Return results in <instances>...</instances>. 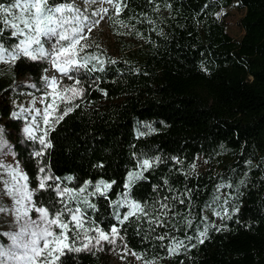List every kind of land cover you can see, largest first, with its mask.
<instances>
[{
    "label": "trees",
    "instance_id": "obj_1",
    "mask_svg": "<svg viewBox=\"0 0 264 264\" xmlns=\"http://www.w3.org/2000/svg\"><path fill=\"white\" fill-rule=\"evenodd\" d=\"M234 1L244 7L243 31L237 38L217 17L221 7ZM126 4L118 17L114 10L107 13L111 31L122 39L121 50L114 56L97 43L84 49L83 56L99 57L102 63L89 60L87 67L76 70L81 96L72 111L48 129L51 146L37 157L31 140L8 132L30 187H37L41 166L69 188L78 189L87 180L115 181L104 195L83 194L71 204L82 207L93 225L105 230L117 225L135 252L164 264H264V0ZM7 33L3 39L14 43ZM45 67L27 58L0 67L1 114L10 116L13 103L24 95L23 90L14 91L18 76L28 74L41 83ZM9 120L19 128L18 118ZM199 155L221 168L196 170ZM156 157L159 162L144 178L125 189L127 173L136 170L138 158ZM68 176L73 180L65 179ZM125 193L141 202L150 216L119 224L116 214L126 213L127 206L116 202H122ZM34 196L46 206L57 205L53 191L40 190ZM215 196L221 197L219 203L231 219L214 215L219 210L215 205L205 207ZM164 197L179 216L165 210L168 217L162 219L168 224L159 227L149 218L159 215ZM172 197L185 199V204ZM225 199L229 203L224 204ZM204 216L211 227L203 244L185 240L186 248L169 255L168 241L156 239L165 232L180 239L185 232L196 237V226L204 229ZM187 219L193 220L192 228ZM62 264L106 260L100 252L82 251L63 256Z\"/></svg>",
    "mask_w": 264,
    "mask_h": 264
},
{
    "label": "snow or ice",
    "instance_id": "obj_2",
    "mask_svg": "<svg viewBox=\"0 0 264 264\" xmlns=\"http://www.w3.org/2000/svg\"><path fill=\"white\" fill-rule=\"evenodd\" d=\"M88 2V0H85ZM91 3H106L109 7H101L99 11H94L91 15H85L86 9H82L77 0H7L6 3H0V62L15 63L21 58H27L31 61H40L49 59L52 66L62 75H68L71 69H79L87 67L89 60H95L102 63L99 57H85L82 55L84 49L88 47L81 42L87 39L83 34L85 30L91 32L92 28L99 23V20H92L91 16H99L101 13H109L114 10L118 17L127 6L126 0H90ZM103 19V16L100 17ZM123 24V21H120ZM10 31L11 38L14 43L8 44L3 36ZM48 41H54V45L47 47ZM47 71V70H46ZM72 79L71 76H68ZM44 82L48 87L53 89L50 95L53 96V103L47 104L39 115L43 116L45 125L59 123L68 112L72 111V107L60 109L56 104L58 98L61 103L71 105V101L81 95V91L76 85L79 80L75 81V85L70 88H64L63 93L56 90L57 78L55 76H45ZM26 111V109H24ZM51 110V111H50ZM62 112V114H60ZM54 113L56 114L54 116ZM15 116L16 113H13ZM52 118V119H50ZM30 137L32 136L31 126L23 129ZM47 135V132L44 134ZM41 145L44 148L50 147L43 136L39 137ZM11 145L6 138L4 129L0 127V197H7L12 201L11 205H4L0 200V213L13 217L14 227L8 233H0V236H7L11 241V247L4 246L0 243V264H62V257L70 253H80L82 251H91L93 248H101L102 242L116 245L117 241H123L121 229L117 225H111L109 230L102 229L99 225L86 227L88 223L87 215L83 208L77 205L71 206V202L75 201L83 194L95 195L104 193L112 187L115 181L107 182L99 180L93 182L91 180L84 181L83 185L78 189L61 186L57 181L59 177L48 174L49 170L41 166L38 169L37 187H30L29 177L20 168L19 162L6 163L3 156L8 154ZM42 151L35 152V156L39 157ZM160 158H138L136 170L129 171L124 183L125 189H131L136 181L143 179L144 172L159 162ZM65 179L73 180L68 176ZM167 183V182H165ZM244 181H241L243 184ZM224 187L218 185L217 188ZM232 187V185H227ZM89 188L92 191L89 193ZM48 190L53 191L56 204L61 205L54 208L52 205H44L34 199L37 191ZM184 196H189L188 190H185ZM190 199V196H189ZM221 197L215 196L210 204H206V208L213 205L218 211L214 215L231 219L228 209L223 208L219 203ZM165 202L160 203L159 215H152L149 223L164 227L168 224V211L174 208L168 197H164ZM173 201L179 204H185V199L180 197H172ZM88 207L95 206L87 201ZM118 206L122 203L127 206L126 213L117 212L118 223L123 225L130 218L141 216L149 217V211L141 202L129 200L127 193L123 194V201L116 202ZM224 204L229 203L228 199L223 201ZM238 211L239 209H235ZM32 213H36L33 219ZM207 217H201L204 223V229L199 231L197 225L198 236L193 237L185 232L183 239L174 235L170 236L168 232L158 235L156 239L160 241L167 240L165 245L169 255L178 254L182 248H186L185 240L191 241L194 238L203 244L207 238L210 224L206 223ZM185 221L184 217H180V223ZM188 228L193 227V220L187 219ZM172 227H177L172 224ZM220 231V228H216ZM155 231V228L152 229ZM191 244L190 247H195ZM124 249L128 254L134 256L137 260L144 259L140 254L128 250L125 243ZM123 258V257H122ZM144 264H151V261L145 260Z\"/></svg>",
    "mask_w": 264,
    "mask_h": 264
},
{
    "label": "rangeland",
    "instance_id": "obj_3",
    "mask_svg": "<svg viewBox=\"0 0 264 264\" xmlns=\"http://www.w3.org/2000/svg\"><path fill=\"white\" fill-rule=\"evenodd\" d=\"M77 3L80 5L82 9H86L85 15H91V13H93L94 11H99L101 7H105V8L108 7L106 3H91L90 0H88V2H85V0H77ZM243 13H244V7H242L237 1H234L228 6L221 7L217 11V17L220 21L223 22L226 30L233 37L237 38L241 35L243 31V28L240 23V18L243 15ZM101 16H103V19L100 18ZM91 19L99 20V23L92 28L91 32H87L85 30L83 34L87 36V39L82 41L81 43L86 45L91 43H97L98 45L105 48L112 55L114 56L118 55L122 47V39H118L116 35L111 31L108 25L107 14L101 13L99 16H91ZM7 34L10 35V31H8ZM123 39L125 41L129 40L126 37H123ZM54 43H55L54 41H48L47 47L51 48L54 45ZM135 44H139V41H135ZM38 62L46 64L44 73L41 75L42 78L41 83L33 80L28 74L20 75L17 78V82L19 85L14 91L16 93L23 90L24 95L20 100L13 103L15 106L10 108L9 114L10 116L19 119L18 120L19 128H14L9 124L10 116L0 113V127L4 129L6 138L8 139L11 145V148L8 149V154L4 155L2 158L6 163H13L14 161H18L21 169H22V163L17 156V153L13 146V140H11V138L8 136V132H11L12 134L17 133L19 137H21L22 139L31 140L35 146L33 148V151L38 152L44 149L43 145H41L40 143L39 137L43 136L45 141L48 143L47 135L45 136L44 134L53 125V124L45 125L43 122V116L38 114L39 112L43 111V109L47 104L53 103L54 98L52 95H50V93L53 92V89L51 87H48L43 79L45 76H49L52 63L51 60L49 59L40 60ZM6 64L8 63L0 62V67ZM76 70L77 69H71L68 75L60 76L59 80L57 81V86H56L57 91L63 93L64 88H70L73 85H75V81L77 80L75 78ZM68 76H71L72 79H69ZM23 83L26 84L25 87L23 86ZM76 86L80 90L79 85ZM80 96L72 100L71 105L61 103L58 98L56 99V104L59 105L60 109H66L68 106H72L79 99ZM1 101L3 103V99H1ZM24 109H26V111ZM13 113H16V115L14 116ZM60 114H62V112ZM55 115L56 114L54 113V116ZM27 126H31L32 128L31 137L23 131V129ZM210 167H214L215 169L221 168L219 163L211 165L210 163H208L207 160L202 158L201 155L197 156L196 166H195L196 170L203 171ZM48 174L50 173L48 172ZM57 183L60 182L57 181ZM61 186L63 187L65 185L61 184ZM34 199L38 201L35 198V196ZM56 199L58 198L56 197ZM0 200H2V203L6 206L12 204V201L8 199L6 196L0 197ZM71 206L76 207V205L74 206L72 204ZM59 207H61V205L57 204L56 207L54 208H59ZM32 217L33 219H35L36 213H32ZM92 226L93 224H91L88 220V223H86V227H92ZM13 227H14L13 217L7 214L0 213V233H8ZM0 243H2L4 246L11 247V241L7 236H0ZM124 244H125L124 240L123 241L118 240L115 246L102 242L101 248L99 249L93 248L91 251L100 252L105 257L106 264H144L145 260L151 261V264H164L161 259L158 258L149 259L141 254L140 255L144 259L137 260L134 256L128 254V252L124 249ZM128 250L135 252L129 246H128ZM12 264H15V262H12ZM20 264H23V262H20Z\"/></svg>",
    "mask_w": 264,
    "mask_h": 264
},
{
    "label": "bare ground",
    "instance_id": "obj_4",
    "mask_svg": "<svg viewBox=\"0 0 264 264\" xmlns=\"http://www.w3.org/2000/svg\"><path fill=\"white\" fill-rule=\"evenodd\" d=\"M61 75L62 74H60L56 69L53 68V66H51L49 77L55 76L57 78V81H58Z\"/></svg>",
    "mask_w": 264,
    "mask_h": 264
}]
</instances>
